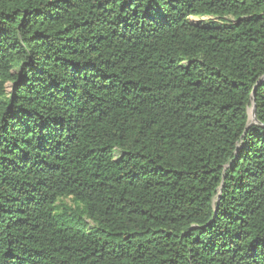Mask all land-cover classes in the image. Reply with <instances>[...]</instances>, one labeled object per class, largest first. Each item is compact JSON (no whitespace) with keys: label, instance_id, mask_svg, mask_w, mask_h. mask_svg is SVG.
Listing matches in <instances>:
<instances>
[{"label":"trees","instance_id":"trees-1","mask_svg":"<svg viewBox=\"0 0 264 264\" xmlns=\"http://www.w3.org/2000/svg\"><path fill=\"white\" fill-rule=\"evenodd\" d=\"M263 77L264 0H0V264H264Z\"/></svg>","mask_w":264,"mask_h":264},{"label":"water","instance_id":"water-1","mask_svg":"<svg viewBox=\"0 0 264 264\" xmlns=\"http://www.w3.org/2000/svg\"><path fill=\"white\" fill-rule=\"evenodd\" d=\"M264 80V77L256 84V86L254 87L253 91H252V94H251V99L254 98V92H255V89L257 86L260 85L261 81ZM247 114H248V122H250V116H252V123H256V118H255V105H254V102H252V105L251 107L248 109L247 111ZM218 199V196L216 197V200Z\"/></svg>","mask_w":264,"mask_h":264},{"label":"rangeland","instance_id":"rangeland-1","mask_svg":"<svg viewBox=\"0 0 264 264\" xmlns=\"http://www.w3.org/2000/svg\"><path fill=\"white\" fill-rule=\"evenodd\" d=\"M208 18H194V17H191L189 18V21L192 23V24H198L200 23L201 21H204V20H207ZM10 90V86H7V91ZM252 123V122H251ZM64 203L66 204H70V201L69 200H64L63 201Z\"/></svg>","mask_w":264,"mask_h":264},{"label":"bare ground","instance_id":"bare-ground-1","mask_svg":"<svg viewBox=\"0 0 264 264\" xmlns=\"http://www.w3.org/2000/svg\"><path fill=\"white\" fill-rule=\"evenodd\" d=\"M252 117V116H251Z\"/></svg>","mask_w":264,"mask_h":264}]
</instances>
